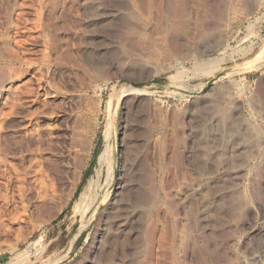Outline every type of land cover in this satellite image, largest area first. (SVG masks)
<instances>
[{
	"label": "rangeland",
	"instance_id": "1",
	"mask_svg": "<svg viewBox=\"0 0 264 264\" xmlns=\"http://www.w3.org/2000/svg\"><path fill=\"white\" fill-rule=\"evenodd\" d=\"M0 264H264V0H0Z\"/></svg>",
	"mask_w": 264,
	"mask_h": 264
},
{
	"label": "bare ground",
	"instance_id": "2",
	"mask_svg": "<svg viewBox=\"0 0 264 264\" xmlns=\"http://www.w3.org/2000/svg\"><path fill=\"white\" fill-rule=\"evenodd\" d=\"M186 14H187V13H186ZM109 147H110V146H109ZM107 148H108V147H107ZM106 151H107V150H105L104 152H106ZM102 152H103V151H102ZM107 154H109V153H107ZM107 154H106V156H107ZM103 156H104V155H103ZM100 158H101V157H100ZM107 158H108V157H107ZM107 158H106V159H107ZM103 159H104V158H103ZM99 161H100V159H99ZM103 161H104V160H103ZM103 161H102V162H103ZM100 162H101V161H100ZM103 163H104V162H103ZM29 254H30V253H29Z\"/></svg>",
	"mask_w": 264,
	"mask_h": 264
},
{
	"label": "water",
	"instance_id": "3",
	"mask_svg": "<svg viewBox=\"0 0 264 264\" xmlns=\"http://www.w3.org/2000/svg\"><path fill=\"white\" fill-rule=\"evenodd\" d=\"M211 83V81L209 82V84ZM138 86H142L143 85V83H139V84H137Z\"/></svg>",
	"mask_w": 264,
	"mask_h": 264
}]
</instances>
